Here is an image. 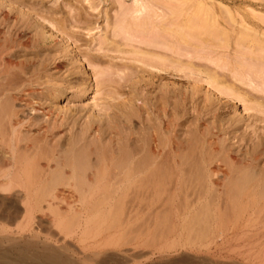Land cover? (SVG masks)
Listing matches in <instances>:
<instances>
[{
  "label": "rangeland",
  "instance_id": "1",
  "mask_svg": "<svg viewBox=\"0 0 264 264\" xmlns=\"http://www.w3.org/2000/svg\"><path fill=\"white\" fill-rule=\"evenodd\" d=\"M0 82L1 171L12 163L1 141L13 130L27 153L45 146L50 176L83 131L96 138V126L106 141L111 131L140 153L153 136L170 140L180 170L155 199L152 243L140 215L143 228L140 219L139 228L124 227L127 242L105 251L108 264H264V0H0ZM57 185L52 207L43 203L49 210L31 221L23 192L0 187V264L44 247L84 257L79 234L55 226L75 204L74 188ZM205 202L220 215L196 243L190 217ZM259 207L263 215L253 213Z\"/></svg>",
  "mask_w": 264,
  "mask_h": 264
},
{
  "label": "bare ground",
  "instance_id": "2",
  "mask_svg": "<svg viewBox=\"0 0 264 264\" xmlns=\"http://www.w3.org/2000/svg\"><path fill=\"white\" fill-rule=\"evenodd\" d=\"M153 14L154 13L152 12V15ZM191 20H192V18H191ZM132 36H134V35H132ZM141 37H139V38H141ZM154 37H156V36H154ZM139 38H138V40H139ZM134 39L135 38H133V40ZM143 39H144V37H143ZM150 39H151V37H150ZM156 39H157V37L155 38V40ZM144 40H146V39H144ZM141 42L143 43L142 40H141ZM150 42L152 43V41H150ZM150 42H149V44H150ZM156 42H154V44H156ZM149 44H148V46H150V45L153 46V44H150V45ZM165 44H166V42H165ZM167 45H169V44H167ZM177 45H179V44H177ZM172 46H175V45H171V47ZM179 48H182V47H179ZM177 50H180V49H177ZM176 51H175V53H176ZM146 52H148V51L146 50ZM179 54H181V52H179ZM149 55L150 54H148V56ZM152 55H150V56H152ZM159 63H160V61H159ZM149 66L151 67L150 64H149ZM90 86H93L92 83ZM84 94H86V92ZM5 105H6V103H5ZM7 108H8V106H7ZM34 110H37V109H34ZM95 129H96V131H98V133L96 135V138L90 142L88 141L87 130L83 131L82 134H80L78 136V138L74 141V144L72 146L71 153H70V156L68 157V159L61 160L60 163H58L59 170H57V173H51V176H50V174L49 175L45 174L46 170L44 171V168H43L44 165L41 162V160L43 158H46L48 161V165L50 166L51 159L48 155V152H46V153L44 152L45 146H43L41 143L36 144L37 145L36 146L37 147L36 153L32 155L31 153L29 154L24 150L23 144H21L22 138L20 136H18L19 133L17 134V132L15 130H13L10 135H8L9 137H7V138L2 137L3 140L1 141V143H3V146L1 145V149L6 150L7 154L9 155V159L11 160L12 163L9 166V168L6 169L5 171L4 170L1 171L3 168L1 167L2 165L0 166V187H2L4 190H6V192L7 191L9 192V191L14 190V189H19L23 192L22 199H23V203L25 204V207H26L25 218H27L30 221L32 220L30 218H32L35 210L44 209L42 207L43 203H45L46 206H49L50 208L52 207L51 205L53 204V199L55 196L57 197V193L54 191V188L58 186L57 183L58 184L59 183H66V185L73 187L74 190L72 192L73 194L71 197L74 198L75 204L70 209H66V210L62 209V211L59 213L55 212V213H57L54 216V217H57L55 226L58 225L59 228L58 227L57 228L58 229L61 228L62 231H66L65 233H67L68 235H70L69 233H76V234L78 233L79 234L78 235V242L80 244H82V248H84L83 252L85 254L84 257H79V256L77 257L75 255H71V254L67 253L65 250H63L61 248H49V247H44L42 250L39 249V251L36 250V252H33V251L31 252L29 249H27V250L24 249L21 251V253L16 255V259L13 261L14 263H11V264H80V261H82L83 264H84V262H85V264H108V262H109L108 260L110 258L108 255H106L105 251H107L109 248L116 250V252L121 251L120 246L122 243L123 244L125 243V241H126L125 236H127L126 233L128 231V229L124 228V227L127 225V226H129L128 228L131 229L132 227H134L136 225V227H134V228L135 229L139 228V223L142 222L141 221L142 219H140V215H142L143 217L145 216L144 226L146 225L145 227H147L146 228L147 234H146V237L144 239V242L148 245L150 243H152L153 237L151 235L155 236L154 232L152 234V229H151L152 228V222L154 221L153 220L154 218L152 219V217L155 215L154 214L155 213L154 208H156V205L154 207V204L156 203L157 198H160V195L164 194L162 191H165L164 188L166 187L168 181H170L171 175H174L175 171H176V175L178 174L177 172H179V170H180V166H179L180 160H175V159L174 160L171 159L172 161L170 160V155L172 153V148H173L171 146L170 140L157 143V138L155 136H153L151 143L148 141L145 142L146 149L140 153L134 147H131V144H129V143L128 144H120L119 141H116L115 135H113L111 131L109 132V140L106 141L104 139V137H105L104 134H107L108 132L104 131V133H102L99 126H96ZM194 145H196V144H194ZM33 150H35V149H33ZM28 151H29V149H28ZM191 151H193V150H191ZM94 153L96 154V158H95V161H92L93 159L91 156ZM181 154L183 155V153H181ZM182 155H181V157L184 156V155L183 156ZM188 157H189V155H188ZM179 159H180V157H179ZM186 159H188V158L186 157ZM43 161H44V159H43ZM185 162L186 161H184V164H185ZM225 162H227V161H225ZM212 163H213V160H212ZM208 164H210V163H208ZM186 169H188V168H186ZM186 169H185V171H186ZM173 172H174V174H173ZM200 172H204V171H200ZM187 173H189V172H187ZM197 173H199V172H197ZM203 176H204V174H203ZM214 176H216V174ZM195 177H196V173H195ZM200 178H201V176H200ZM175 179H176V177H175ZM188 179H189V177H188ZM192 179H194V177H192ZM203 179L205 180V178H203ZM185 180L183 179V182L186 183ZM204 180L202 181V180L198 179L197 182H199V184L201 183V181L204 183ZM172 182H175V180L173 179ZM197 182H195L196 185H197ZM205 183H206V181H205ZM216 184L217 183H215V186H216ZM55 185H57V186H55ZM196 185H194V186H196ZM183 186H184V184L181 185V188ZM205 186H204V188H205ZM241 186H243V185H241ZM216 187H215V189H216ZM191 190H193V189H191ZM198 191H200V190L198 189ZM204 192H205V190H204ZM192 193H193V191H192ZM201 193H202V189H201L200 194ZM165 194H166V192H165ZM189 194H190V192H189ZM197 194H196V197H200V196H201L200 198L203 197V194L198 195V196H197ZM211 195H214V194L211 193ZM214 196H216V195H214ZM165 197L166 196L164 195V198ZM188 197H190V195ZM212 198H210L209 200H212ZM163 199H161V201H163ZM191 199L189 202L192 201ZM237 200H238V198H237ZM161 201H160V203H161ZM213 201H216V199L215 200L213 199ZM243 201H244V199H243ZM156 204H158V203H156ZM164 204H166V203H164ZM191 204H193V203H191ZM191 204L189 203V206ZM212 204H213V202H211V207H210V205H208V203L205 202L203 204V206L201 205L202 207L192 210L193 212L191 213V217H190L191 220H190V224H189L190 227H188L192 231L191 240L194 241L195 238H197L196 236L197 235L199 236V234L203 230H204L203 235L208 234L206 232H209V231H207L205 229L208 228V230H209L211 228V224H212L213 220L217 219L218 214L220 215V213L217 214V209L215 207L212 208V206H213ZM232 204H233V208L231 206L229 209H231L232 211H235L236 214L238 216H240V214H241L240 210L241 209L238 210L237 206H234V203H232ZM232 204L230 203V205H232ZM182 205H184V203H182ZM182 205H178V206L180 207ZM158 206H159V204L157 205V207ZM250 206H251V204H250ZM261 206H263V203ZM167 207L168 206H166V208ZM220 207H223V206H220ZM164 208L159 209L158 211H160V210L164 211ZM170 208H171V206H170ZM184 208H185V206H184ZM45 209L47 210L48 208H45ZM45 209L43 211H45ZM54 209H55V206H54ZM257 210L258 211L254 210L253 213L254 214L262 213L263 207L262 208L259 207ZM158 211H157V213H158ZM171 211L172 210H169L168 212L170 213ZM226 211H228L226 213L229 215L230 211L229 210H226ZM45 212H47V211H45ZM36 213H38V212H36ZM263 213H262V215H263ZM47 214H49V213H47ZM227 214H225V215L228 217ZM231 214L232 213L230 212V215ZM68 215H71V216L69 217ZM163 217H165L164 214H163ZM163 217L161 215V218H163ZM166 217H167V214H166ZM222 217H223V215H222ZM260 217H261V215H260ZM171 218H170V220H171ZM219 218H221V217H219ZM230 218H231V216H230ZM139 219H140V221L138 223ZM151 219H152V222H151ZM163 219H161V221L164 222ZM221 219H223V218H221ZM229 219L227 218L226 220L228 221ZM166 220H167V218H166ZM227 221H226V223L230 224ZM229 221H231V220H229ZM159 222H160V220H158V224H159ZM170 222H172V220ZM220 222H221V220H220ZM161 223L159 226H163V225H161ZM22 224H25V223H22ZM246 224H247V222H246ZM137 225H138V227H137ZM141 225H140V227H141ZM164 225H166V224L164 223ZM166 226H168V225H166ZM225 227H226L225 229L227 230V225ZM141 228H143V225ZM157 228H158V226H156V229ZM124 229L125 230L127 229V230L124 231ZM130 229H129V231L133 232V230H130ZM161 230H164V229H161ZM167 230H168V228L166 230H164V232H167ZM138 231H139V229H138ZM138 231H136V234ZM191 231H190V233H191ZM157 233H155V234H157ZM159 234H161V233H159ZM132 235H134V233ZM163 235H166V233ZM135 236H134V238H135ZM204 236H206V235H204ZM127 239H129V238H127ZM132 239H133V237H132ZM157 239H158V236H157ZM157 239L155 238V240H157ZM205 239H206V237H205ZM196 240H197L196 241V243H197L198 238ZM14 241H16V240H14ZM133 241H135V240L133 239ZM130 242H132V241H130ZM189 242H190V240H189ZM191 243L192 242H190V244ZM143 245H145V244H143ZM9 254H10V252H9ZM0 256H1V253H0ZM8 256L10 257L11 255H7V258H9ZM3 257L4 256L2 254V259H3ZM120 258H118V259H120ZM88 260H89V262H88ZM0 261H1V259H0ZM4 261H6V260L4 259ZM10 262H12V261H10Z\"/></svg>",
  "mask_w": 264,
  "mask_h": 264
}]
</instances>
